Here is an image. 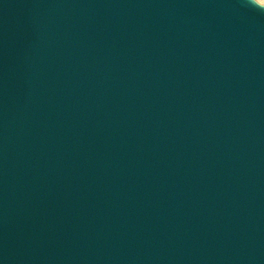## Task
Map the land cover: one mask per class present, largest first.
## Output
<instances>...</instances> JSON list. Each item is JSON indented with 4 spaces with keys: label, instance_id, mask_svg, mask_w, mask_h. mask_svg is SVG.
I'll return each mask as SVG.
<instances>
[{
    "label": "water",
    "instance_id": "1",
    "mask_svg": "<svg viewBox=\"0 0 264 264\" xmlns=\"http://www.w3.org/2000/svg\"><path fill=\"white\" fill-rule=\"evenodd\" d=\"M0 264H264V0H0Z\"/></svg>",
    "mask_w": 264,
    "mask_h": 264
}]
</instances>
